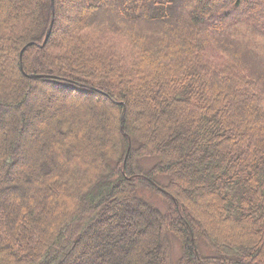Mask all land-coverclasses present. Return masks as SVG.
<instances>
[{
  "label": "trees",
  "instance_id": "16d2710c",
  "mask_svg": "<svg viewBox=\"0 0 264 264\" xmlns=\"http://www.w3.org/2000/svg\"><path fill=\"white\" fill-rule=\"evenodd\" d=\"M69 1L0 0V264H264V0Z\"/></svg>",
  "mask_w": 264,
  "mask_h": 264
},
{
  "label": "rangeland",
  "instance_id": "374dc122",
  "mask_svg": "<svg viewBox=\"0 0 264 264\" xmlns=\"http://www.w3.org/2000/svg\"><path fill=\"white\" fill-rule=\"evenodd\" d=\"M72 2L73 0L67 2L69 5L71 4L72 5ZM216 3H220L219 1L215 0ZM70 14V13H69ZM68 13H63V17H66L65 20H67L69 17H67ZM76 14L74 13H71V16H70V21H72L74 18H75ZM63 25H66L65 23ZM62 33V32H61ZM45 38V37H44ZM44 42V40H43ZM46 43V42H45ZM45 43H42V45H40L39 47H43ZM101 93H104V92H101ZM38 94V95H37ZM37 97L35 98L34 96L28 100L22 107V110L27 114V116L29 117L28 119L31 120L32 122L35 121V123H32V124H28V126H26L25 128V132L23 134V143H22V146L27 142V140H30L32 138V133H33V126L34 124H36V120L35 119H32L33 117H35V111L38 107H41V106H47V105H55L57 106L59 109L60 105L63 106L64 108L66 109H69V108H72V112H76L77 116H78V113L82 112L83 114H85V108L83 106L82 107H79L77 104H84V103H87L86 101H89V99H87L86 101L84 100L83 102H81L80 100L78 99H75V98H72L71 96H67L66 99H63L61 96V94L59 92H56L55 94H51V93H42V92H37ZM35 98V99H34ZM62 98V99H60ZM96 102V101H95ZM95 104L97 105H101L102 103H98L96 102ZM15 117V116H14ZM15 119V118H14ZM15 125V124H14ZM44 125H46L45 123H40L39 126L40 128H42ZM17 127V125H16ZM121 122H120V129H121ZM121 131V130H119ZM119 138L120 136L118 135V133H115V135H113V139L116 141V144H115V148L118 150H120L121 148V145H119ZM21 146V147H22ZM26 146V145H25ZM91 146V145H90ZM19 147V148H21ZM24 147V146H23ZM27 147V146H26ZM26 149V148H25ZM30 150V149H29ZM23 155L25 154L26 150H23ZM77 153H80V152H77ZM86 153H89L88 151ZM68 158H66L65 160L68 162V161H72V160H75V159H71L69 160V155L67 156ZM90 157L88 155H86L85 153L81 154V158L82 160L85 158L87 160V158ZM109 159V156L107 157ZM63 159V158H62ZM25 162L24 158H21V161L20 163L23 164ZM83 162V161H82ZM82 166L81 162L75 160L74 164L71 165V162L69 164V167H78V166ZM67 166V164H66ZM84 166L86 167L85 163H84ZM83 166V167H84ZM124 168V166H123ZM91 173L93 175V170L91 169H88L84 174L87 176V183H91L92 181V178H91ZM147 196H150L149 194H147ZM156 203V202H155ZM160 208H164V205L161 204V203H156ZM71 206H74L73 208V211H77V208L78 207H75V203L74 205L71 203ZM72 210V209H71ZM175 252L176 254H178V248L177 246L175 245Z\"/></svg>",
  "mask_w": 264,
  "mask_h": 264
},
{
  "label": "water",
  "instance_id": "95a60500",
  "mask_svg": "<svg viewBox=\"0 0 264 264\" xmlns=\"http://www.w3.org/2000/svg\"><path fill=\"white\" fill-rule=\"evenodd\" d=\"M50 1H51L52 18H51V22H50L49 28H48V30L46 32V35H45L43 43H45L47 41V39H48V37L50 35V31H51L52 25H53V0H50ZM30 45H32V44H29L28 46H30ZM23 50H22V52H23ZM41 77H43V76H30V78H41ZM122 120H123V113L121 114V117H120L121 126H122Z\"/></svg>",
  "mask_w": 264,
  "mask_h": 264
},
{
  "label": "bare ground",
  "instance_id": "6f19581e",
  "mask_svg": "<svg viewBox=\"0 0 264 264\" xmlns=\"http://www.w3.org/2000/svg\"><path fill=\"white\" fill-rule=\"evenodd\" d=\"M41 79V78H40Z\"/></svg>",
  "mask_w": 264,
  "mask_h": 264
}]
</instances>
